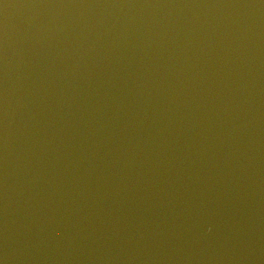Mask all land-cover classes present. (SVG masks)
<instances>
[{
  "label": "water",
  "instance_id": "95a60500",
  "mask_svg": "<svg viewBox=\"0 0 264 264\" xmlns=\"http://www.w3.org/2000/svg\"><path fill=\"white\" fill-rule=\"evenodd\" d=\"M0 264H264L123 0H0Z\"/></svg>",
  "mask_w": 264,
  "mask_h": 264
}]
</instances>
